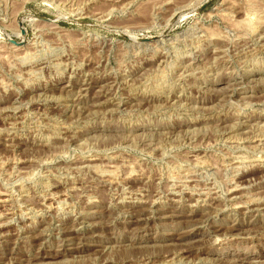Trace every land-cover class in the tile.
Masks as SVG:
<instances>
[{
	"label": "rangeland",
	"instance_id": "374dc122",
	"mask_svg": "<svg viewBox=\"0 0 264 264\" xmlns=\"http://www.w3.org/2000/svg\"><path fill=\"white\" fill-rule=\"evenodd\" d=\"M0 198V264H264V0H0Z\"/></svg>",
	"mask_w": 264,
	"mask_h": 264
},
{
	"label": "bare ground",
	"instance_id": "6f19581e",
	"mask_svg": "<svg viewBox=\"0 0 264 264\" xmlns=\"http://www.w3.org/2000/svg\"><path fill=\"white\" fill-rule=\"evenodd\" d=\"M96 168V167H95ZM239 185H241V184H239ZM238 186H236V188H237ZM203 188V187H202ZM236 188H233V189H230L231 190V192H234V191H236L237 189ZM230 192V193H231ZM233 194V193H232ZM214 197V196H213ZM206 199V198H205ZM0 202H2V199L0 198ZM234 203V202H233ZM247 203V202H246ZM212 204V203H211Z\"/></svg>",
	"mask_w": 264,
	"mask_h": 264
},
{
	"label": "water",
	"instance_id": "95a60500",
	"mask_svg": "<svg viewBox=\"0 0 264 264\" xmlns=\"http://www.w3.org/2000/svg\"><path fill=\"white\" fill-rule=\"evenodd\" d=\"M41 19H45V18H43V17H40ZM10 43H12V44H16L17 42L16 41H14V40H12L11 38H8L7 39Z\"/></svg>",
	"mask_w": 264,
	"mask_h": 264
}]
</instances>
